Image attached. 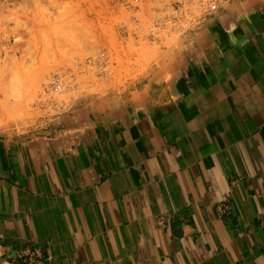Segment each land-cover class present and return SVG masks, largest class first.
<instances>
[{
    "label": "crops",
    "instance_id": "crops-1",
    "mask_svg": "<svg viewBox=\"0 0 264 264\" xmlns=\"http://www.w3.org/2000/svg\"><path fill=\"white\" fill-rule=\"evenodd\" d=\"M181 36L64 125L0 132V264H264V0Z\"/></svg>",
    "mask_w": 264,
    "mask_h": 264
},
{
    "label": "rangeland",
    "instance_id": "rangeland-1",
    "mask_svg": "<svg viewBox=\"0 0 264 264\" xmlns=\"http://www.w3.org/2000/svg\"><path fill=\"white\" fill-rule=\"evenodd\" d=\"M178 1L141 0L132 10L127 0H0V132L50 131L154 64L164 70L161 61L180 45L181 35L229 0H214V13L207 12L210 0H194L178 14L193 16L196 26L177 22L151 38L161 10L171 16ZM101 52L108 61L92 66ZM56 76L61 86L54 90Z\"/></svg>",
    "mask_w": 264,
    "mask_h": 264
},
{
    "label": "built area",
    "instance_id": "built-area-1",
    "mask_svg": "<svg viewBox=\"0 0 264 264\" xmlns=\"http://www.w3.org/2000/svg\"><path fill=\"white\" fill-rule=\"evenodd\" d=\"M193 1L194 0H188V3L191 2L192 4ZM139 2H141V0H127L126 3L128 4L130 8H132V10H134L133 8H135V10H138ZM191 4H185L182 0H179L175 4L173 11L171 10V16H167L169 11L162 13V10H161L160 12L161 15L158 18H156V20L153 23V26H151V28L149 29L150 30L149 35L151 36V38L155 34L159 33L161 30L165 29L167 26H170L171 24H175L177 22H182V27H184L185 29H188V28L190 29L191 27L196 26L195 18L193 16L186 18V16L178 14V11L187 9L186 7H188ZM212 9H216V4L212 5ZM209 12H212V11H209ZM172 17H175V19L173 20ZM107 61H108V57L105 54V52H101L98 56H96L95 58L91 60V62H93V65H97V66L104 65ZM53 85H54V89H57L56 85L61 86V78L56 76L53 80Z\"/></svg>",
    "mask_w": 264,
    "mask_h": 264
},
{
    "label": "bare ground",
    "instance_id": "bare-ground-1",
    "mask_svg": "<svg viewBox=\"0 0 264 264\" xmlns=\"http://www.w3.org/2000/svg\"><path fill=\"white\" fill-rule=\"evenodd\" d=\"M210 5H209V7H208V9H207V12L208 13H214V12H216V11H218V9H219V6H218V3L217 2H215L214 0H210ZM140 3V2H139ZM185 4H191V2L190 3H188V0L186 1V2H184ZM213 4H216V9H212V5ZM195 5V4H194ZM196 8V7H195ZM187 11H188V9H187ZM209 11H212V12H209ZM185 12H186V10H185ZM167 16H169L168 14H167ZM188 16V15H187ZM173 18H175V17H173ZM176 29V28H175ZM90 64L92 65V66H94L93 65V62H91L90 61ZM54 80V79H53ZM57 86V89H58V87H59V85H56ZM52 88H54V85H53V81H52ZM57 89H54V90H57Z\"/></svg>",
    "mask_w": 264,
    "mask_h": 264
}]
</instances>
